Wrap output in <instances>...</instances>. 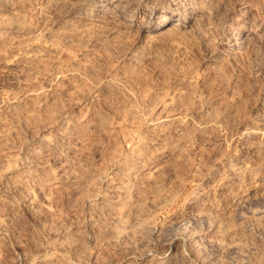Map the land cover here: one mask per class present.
<instances>
[{"label": "rangeland", "instance_id": "obj_1", "mask_svg": "<svg viewBox=\"0 0 264 264\" xmlns=\"http://www.w3.org/2000/svg\"><path fill=\"white\" fill-rule=\"evenodd\" d=\"M262 5L0 0V264L245 256L264 237V176L236 171L264 155ZM210 200L231 219L201 238L187 221Z\"/></svg>", "mask_w": 264, "mask_h": 264}, {"label": "clouds", "instance_id": "obj_2", "mask_svg": "<svg viewBox=\"0 0 264 264\" xmlns=\"http://www.w3.org/2000/svg\"><path fill=\"white\" fill-rule=\"evenodd\" d=\"M108 2L109 0H97V3L102 8L106 6ZM177 3L188 5L189 7L195 5L196 10L202 9L204 13L200 17V21H204V20L211 21L213 14H218V9L220 5L225 3V0H215V2H212V0H177ZM257 19L264 20V13H262L261 16L257 17ZM179 22L183 23L184 26L186 27L188 26L186 20H181ZM223 27H224L223 23L213 24L212 30L209 32V34L211 35L212 31H215L218 34L219 31L223 29ZM225 40L230 46L234 44H237L238 46H243L244 44V41H241L239 39L238 33L235 36V40H233V37L231 35L226 34ZM261 40H264V36L261 37ZM251 51H256V49L253 48ZM212 55H215V52H213ZM245 59L247 60L249 65L252 63L251 52L245 57ZM262 60H264V58H262ZM259 63L260 62L257 63L258 67H259ZM224 86L226 87L227 85L225 84ZM248 87L250 89L252 85H249ZM260 87L264 88V83H261ZM247 90L248 89H246V91ZM261 144L264 145V140L261 141ZM259 167L261 169V171L259 172H257L256 169H253L251 167L236 169V171L251 173L253 175V183H255L256 176L258 175L264 176V155H262L261 157V164ZM235 195L240 196V193H236ZM246 210L255 211V209H250V208ZM225 217L231 219V217L228 215V208H221L216 201L210 200L209 204L205 205L204 208H200L199 202L194 201L191 206L189 219L187 222L191 223L193 225V228L200 234L201 238H203L208 233L213 232V229L216 227L217 222H220L221 227H223V221ZM230 231L231 229L227 231H222L221 237L223 238L229 236ZM233 243H235L234 239H233ZM241 245L242 247L247 248L248 250L245 256H240L239 251L237 252L235 258L231 257V254H229L230 258L226 260L224 264H233L234 259H238V261H244L245 259H248L250 261L251 256H258L261 258L262 261H264V237L260 238L258 241L254 234L249 233L248 236L243 237V239L241 240ZM197 253L199 254L196 255ZM205 258L209 260L212 259L211 256L206 257V254L200 253L199 249H196L195 246H193V250L191 252H189L188 250H184V264H204Z\"/></svg>", "mask_w": 264, "mask_h": 264}, {"label": "bare ground", "instance_id": "obj_3", "mask_svg": "<svg viewBox=\"0 0 264 264\" xmlns=\"http://www.w3.org/2000/svg\"><path fill=\"white\" fill-rule=\"evenodd\" d=\"M177 23V22H176ZM178 24H174L173 26L172 25H170V26H168L167 27V29H172V28H174L175 26H177ZM261 37V34L258 32V33H256L255 35H253V36H251V38L252 39H258V38H260Z\"/></svg>", "mask_w": 264, "mask_h": 264}]
</instances>
